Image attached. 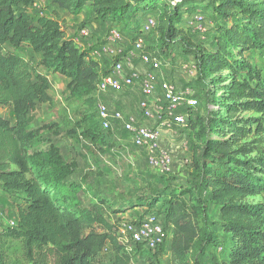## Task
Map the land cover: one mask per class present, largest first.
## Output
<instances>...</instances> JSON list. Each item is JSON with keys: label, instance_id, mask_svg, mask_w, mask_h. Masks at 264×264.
Returning <instances> with one entry per match:
<instances>
[{"label": "trees", "instance_id": "16d2710c", "mask_svg": "<svg viewBox=\"0 0 264 264\" xmlns=\"http://www.w3.org/2000/svg\"><path fill=\"white\" fill-rule=\"evenodd\" d=\"M33 1L0 0V108L9 109L11 116H0V192L17 202L14 225L1 228L0 245L20 242L29 264H91L106 247L113 253L111 264H131L118 241L117 227L97 207H80L75 185L67 186L65 178L73 173L75 164H67L54 146L45 152L32 151L41 133H46L49 127L29 129L30 114L38 105L51 103L50 84L45 75L31 70L18 50L27 48L39 58L38 66L64 78L72 93L89 97L94 105L91 94L109 68V64L102 65L100 58H94L91 51L79 47L74 37L66 34L57 16L32 15ZM185 1L188 0L179 3ZM50 2L58 9L56 12L69 15H79L87 5L91 6L96 19H107L109 27L105 35L110 29L123 34L122 29L112 23L115 18L122 20L129 14L143 18L131 35V43L142 35V25L148 16L155 20L156 28V15L151 10L160 3L159 0ZM215 2V16L231 20V27L219 28L214 52H201L195 47L185 51L194 56L198 81L211 73H229L221 106L226 110L231 135L222 140H208L193 153L196 194L207 195V200L218 208L221 230L229 236L226 259L214 264H264V204L244 202L247 197L260 195L264 189V184L256 177L257 174L264 177V155L258 160L250 158L255 142L245 141L253 133L264 142V9L241 0ZM177 3L171 4L173 11L164 18L166 28L162 37L167 42L182 32L177 26L183 6L180 8ZM149 12L152 14H147ZM245 52H248L247 57H243ZM193 110L188 113L184 128L189 124L194 128ZM245 111L255 115L245 121L249 127L239 125L243 121L239 113ZM97 123L100 128L98 120ZM51 133L57 135L58 131ZM91 137L96 139L92 134ZM110 144L114 147L111 140ZM165 197L162 195L160 199ZM156 203L157 200L151 198L149 207ZM159 216L165 230L171 233L170 252L175 264H187V253L197 240L212 243L211 234L197 224L199 213L195 209L190 215L187 201L181 195L170 196L163 215ZM1 218L2 212L0 221ZM0 264H8L1 251Z\"/></svg>", "mask_w": 264, "mask_h": 264}, {"label": "rangeland", "instance_id": "374dc122", "mask_svg": "<svg viewBox=\"0 0 264 264\" xmlns=\"http://www.w3.org/2000/svg\"><path fill=\"white\" fill-rule=\"evenodd\" d=\"M215 1L206 0L203 3H197L198 5L194 7L196 4L194 0L185 1L184 4L172 0H159L160 3L151 10L155 12L153 14L156 15L157 26L143 40L146 52L159 59L162 57L170 63H177L178 66L180 65V69L186 64H190L192 68L191 62L194 63V66L196 64L194 56L185 51L187 48L193 50L195 47L205 53L214 52L217 46L214 39L220 35L219 28L228 29L232 22L215 16L214 7L217 5ZM241 1L252 4L258 9H264V0ZM173 3L180 5V8L183 6L177 26V29L182 32L179 37L167 42L162 37L166 28L164 18L167 17L165 16L168 15L167 13H172L173 10L170 7ZM56 10L58 9L51 4L50 0H34L30 13L32 15L44 14L49 17L57 16L66 34L74 37L75 41L78 40L82 49L89 50L91 53L99 52L109 27L108 22H105L107 19H96L89 5L79 15H69L62 11L56 12ZM195 10H199L205 17L207 28L205 35L199 36L188 27L190 17ZM152 12L147 14H152ZM238 19H241L239 14ZM141 20L143 18H139L137 15L133 17L130 14L125 19L115 18L112 20V23L119 26L125 35L122 34L123 53L129 51L131 35L137 30ZM83 28L90 29L92 32L84 39L79 34ZM179 39L180 42L177 41ZM18 53L30 64L33 72L48 77L49 95L52 101L49 104L38 105L35 111L30 114L29 129L39 130L40 127L48 125L46 133L53 131H58V134L66 133L63 137L72 141L68 145H71L72 154L73 152L75 154L74 159L77 158L80 164L76 161L71 162L75 164V169L71 175L65 178V182L67 186L75 185L74 193L80 201V207H97L112 225L119 227L123 223L139 221L148 215H163L169 197L181 195L187 201L189 214L191 215L192 211L196 209L199 213L197 224L200 227H205L212 236V243L208 244L205 240H197L194 243L192 249L187 253V264H214L226 259L230 245L229 236L221 230L218 208L207 200V195L196 194L197 174L192 166V159L190 168L184 171L173 169L171 174L166 175L153 172L146 162L144 153L131 146L127 135L120 130L119 126L113 130L101 131L96 119L95 105L89 97L72 93L67 86V81L38 66L39 58L31 54L27 48L18 50ZM247 55L248 52H245L243 57H247ZM175 58L180 62H174ZM100 59L102 65L106 63L105 65L108 66L109 60L104 56H101ZM237 59L242 60L240 57ZM137 63L138 61H133V64ZM163 66L165 73H171V67L169 66L167 69L165 67L167 63L164 61ZM134 67L135 70L141 68L138 65ZM179 74L184 75L183 72H179ZM228 75L227 71L218 74L211 73L204 77V80L198 81L196 72L194 76L196 79L190 83L194 97L198 101V106L191 112L194 128H191L190 124L183 129L172 127L167 129L164 134L169 136L172 149L174 148L177 154L176 159L186 160L189 156H193V153L196 154L206 141L222 140L231 135L226 122V110L221 106V96L225 91L227 85L225 81L229 77ZM180 83L185 84L182 79ZM239 115L243 118L239 125L245 127H249L245 121L255 117L254 114L247 111L239 113ZM0 116L11 118L9 109L0 108ZM251 127V131H253L254 125ZM88 129L89 133H87ZM201 132L203 133L201 134ZM91 134L96 137L95 140L91 139ZM41 135L42 137L34 144L32 151L42 149L45 141H50L49 134L41 133ZM113 138H117L121 145L116 142L113 147L110 144V140L112 141ZM166 139L168 140V138ZM259 139V135H253V133L250 134V138L248 136L245 139L247 142L254 140L255 151L250 158L257 160L264 155V142ZM61 142V146L66 147V156L70 155L68 145L65 141ZM64 158L66 159V157ZM210 167L214 168L212 164ZM256 177L260 179V184H264L262 175L257 174ZM262 191L258 196L247 197L244 202L252 205L264 204V189ZM162 195L166 197L160 199ZM151 198L157 200L154 207H149ZM167 233L165 243L153 253L141 252L140 247H132V253L129 255L131 264H175L170 252L172 236L170 231ZM0 251L6 255L8 264H29L18 241L1 244ZM112 262L113 253L106 247L92 259L91 264H111Z\"/></svg>", "mask_w": 264, "mask_h": 264}, {"label": "built area", "instance_id": "2783aa9c", "mask_svg": "<svg viewBox=\"0 0 264 264\" xmlns=\"http://www.w3.org/2000/svg\"><path fill=\"white\" fill-rule=\"evenodd\" d=\"M194 1L196 5L205 2V0ZM155 25V20L148 16L142 25V35L134 39L127 53H123L124 39L119 30L110 29L108 31L99 52L91 53L96 59L104 56L109 60L108 72L99 79L91 97L95 102V113L100 128L103 131H109L119 126L120 130L130 138L131 146L144 153L151 170L157 174L166 175L173 172L174 163L170 155L159 144L161 131L172 127L184 128L189 120L188 113L198 106V101L194 97L192 88L188 86L176 89L171 83L164 81L160 88L161 92L157 90L149 72L161 69L164 60L147 53L143 42V36L151 32ZM188 27L199 36L205 34L206 21L199 10H195L190 17ZM90 33L89 29L83 28L79 34L84 39ZM75 43L81 46L78 40ZM133 61H138V63L133 64ZM137 65L145 68L148 73L142 77L135 70L134 66ZM183 69L188 75H192L195 66L192 68L185 66ZM136 85L141 92V99L138 102L139 113L145 120L156 121L155 127L124 115L106 100L110 94H120ZM181 162L184 170L191 165L187 159L182 158ZM9 225L13 226L14 222L11 221ZM167 234L161 218L153 214L139 221L126 222L117 227L118 241L124 246V251L128 255L132 253V247H140L141 252H155L165 243Z\"/></svg>", "mask_w": 264, "mask_h": 264}, {"label": "crops", "instance_id": "0c3cea01", "mask_svg": "<svg viewBox=\"0 0 264 264\" xmlns=\"http://www.w3.org/2000/svg\"><path fill=\"white\" fill-rule=\"evenodd\" d=\"M60 12V11H59ZM64 13V12H63ZM96 24V23H94ZM174 62H180L177 61V59L175 58ZM194 66V63L192 64L191 62V66ZM169 66L171 67V73H165L166 71L164 70V68L158 69V70H152L151 72H149L153 78V81L157 87V90L159 92H161L160 88L162 87V83L164 81H167L169 83H171L176 89H181L185 86L191 87L189 85V83H191L193 81L194 76H195V70L194 73L192 75H188L185 70L183 69L185 66H189L190 64H186L181 66V69L179 68L178 64L176 63H170L169 61L167 62V66H165L167 69L169 68ZM137 72L143 77L146 73H148L145 68H137ZM179 72H183V76L179 74ZM180 75V76H179ZM48 78V77H47ZM184 80L185 84L182 85L180 83V80ZM141 99V92L139 87L136 85L131 89L125 90L124 92L120 93V94H110L107 97V101L110 103V105L112 107H114L116 110L121 111L124 115L130 116L135 118L136 120H138L141 123H144L145 125L148 126H156L157 122L154 120H145L141 117L139 111H138V102ZM165 130L161 131L160 134V141L159 144L161 146V148L166 151L171 159L173 160V169H180L181 171H184L185 168L182 167V162L181 159H176V151H174V148L172 149V144H170V139L169 136L164 135L165 134ZM174 132V131H173ZM45 134H49L50 136L48 137L50 139V141H45L44 146L42 149H37L36 151H48V149L51 146L56 147L59 152H60V156L63 158V160L67 163V164H71V162L76 161L77 163L80 164V162L78 161L77 158L74 159L75 154L73 152L72 154V150H71V145H68L69 143L71 144V140H69L68 138H65L63 136H65L64 134L66 133H62L61 134H57V135H53L52 133H44ZM43 135V137H45ZM128 141L130 143V138L127 136ZM165 138H168V140ZM61 141H65V143L68 145L69 148V154L68 156H66V147L61 146L62 142ZM113 144H116V142H118L121 145V142L119 140H117V138H113L112 140ZM40 144V143H39ZM115 147V145H114ZM72 154V155H71ZM187 156V155H186ZM66 157V159L64 158ZM72 157V158H71ZM188 157V156H187ZM190 157V158H189ZM187 158V160L190 162L192 159V155L189 156ZM70 158L71 160L68 161L67 159ZM142 164V163H141ZM191 164V163H190ZM191 165H189L190 168ZM187 168V169H189ZM16 205L17 202L14 200H11L9 198L4 197V195H2V193L0 192V209L2 212V217L1 221H0V231L1 228L3 226H9V223L11 221H15L16 217H17V210H16Z\"/></svg>", "mask_w": 264, "mask_h": 264}]
</instances>
